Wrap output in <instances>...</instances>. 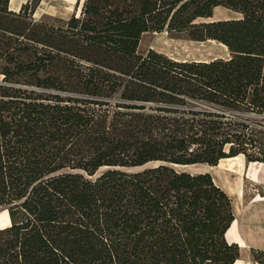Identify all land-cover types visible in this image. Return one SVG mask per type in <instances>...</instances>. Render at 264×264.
I'll use <instances>...</instances> for the list:
<instances>
[{"label":"trees","instance_id":"obj_1","mask_svg":"<svg viewBox=\"0 0 264 264\" xmlns=\"http://www.w3.org/2000/svg\"><path fill=\"white\" fill-rule=\"evenodd\" d=\"M40 2L0 0V264H234L231 197L177 166L264 161V0ZM165 30L230 54L140 52Z\"/></svg>","mask_w":264,"mask_h":264},{"label":"crops","instance_id":"obj_2","mask_svg":"<svg viewBox=\"0 0 264 264\" xmlns=\"http://www.w3.org/2000/svg\"><path fill=\"white\" fill-rule=\"evenodd\" d=\"M208 166L207 171L232 199L235 219L227 238L241 250L234 264H262L252 257V249L264 251V161L247 162L240 154Z\"/></svg>","mask_w":264,"mask_h":264},{"label":"rangeland","instance_id":"obj_3","mask_svg":"<svg viewBox=\"0 0 264 264\" xmlns=\"http://www.w3.org/2000/svg\"><path fill=\"white\" fill-rule=\"evenodd\" d=\"M27 1L22 0L21 3L23 4ZM38 1L41 2L35 11L37 19L43 17L50 22L64 23L76 11L75 0H34L35 3ZM238 15L230 9L220 6L214 10L213 16L209 19H224ZM150 48H155L179 59H211L218 56L227 57L230 54L228 47L216 40L198 41L182 35H172L166 30L148 32L142 36L140 52L145 53ZM2 78L3 75L0 74V81ZM236 160L238 159H234V161ZM190 168H192L193 172L209 170L207 164H195L192 167L189 166ZM10 223L9 210L7 208L0 210V228Z\"/></svg>","mask_w":264,"mask_h":264},{"label":"bare ground","instance_id":"obj_4","mask_svg":"<svg viewBox=\"0 0 264 264\" xmlns=\"http://www.w3.org/2000/svg\"><path fill=\"white\" fill-rule=\"evenodd\" d=\"M21 2H22V0H14V1L11 0V8L14 9V10H17V11H18L19 8H20V6H21L20 4H22ZM219 7H220V6H219ZM217 8H218V7H217ZM230 158H231V157H230Z\"/></svg>","mask_w":264,"mask_h":264},{"label":"water","instance_id":"obj_5","mask_svg":"<svg viewBox=\"0 0 264 264\" xmlns=\"http://www.w3.org/2000/svg\"><path fill=\"white\" fill-rule=\"evenodd\" d=\"M155 163H157V162H155ZM159 163H161V162H159ZM189 166L192 167L193 165H182V166H177V167H180L181 169L189 170V171L193 172L192 168L189 169Z\"/></svg>","mask_w":264,"mask_h":264}]
</instances>
